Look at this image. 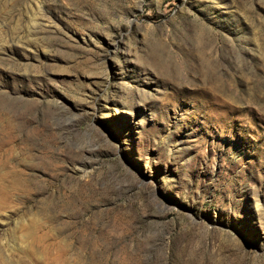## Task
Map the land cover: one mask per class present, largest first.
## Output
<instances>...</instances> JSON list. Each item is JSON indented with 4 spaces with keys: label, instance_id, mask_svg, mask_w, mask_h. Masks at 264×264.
Wrapping results in <instances>:
<instances>
[{
    "label": "rangeland",
    "instance_id": "obj_1",
    "mask_svg": "<svg viewBox=\"0 0 264 264\" xmlns=\"http://www.w3.org/2000/svg\"><path fill=\"white\" fill-rule=\"evenodd\" d=\"M0 264H264V0H0Z\"/></svg>",
    "mask_w": 264,
    "mask_h": 264
}]
</instances>
